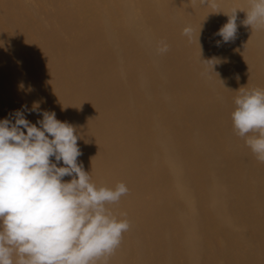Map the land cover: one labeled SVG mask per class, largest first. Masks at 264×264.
Listing matches in <instances>:
<instances>
[{
	"label": "bare ground",
	"instance_id": "6f19581e",
	"mask_svg": "<svg viewBox=\"0 0 264 264\" xmlns=\"http://www.w3.org/2000/svg\"><path fill=\"white\" fill-rule=\"evenodd\" d=\"M249 7L0 0V120L23 105L39 106L25 113L33 124L55 112L92 182L128 188L109 205L130 229L107 264H264V163L231 119L241 91L264 89V28L242 23Z\"/></svg>",
	"mask_w": 264,
	"mask_h": 264
},
{
	"label": "clouds",
	"instance_id": "9594fccd",
	"mask_svg": "<svg viewBox=\"0 0 264 264\" xmlns=\"http://www.w3.org/2000/svg\"><path fill=\"white\" fill-rule=\"evenodd\" d=\"M249 5L242 23L264 28V0ZM236 12L217 33L224 42L235 38ZM191 33L190 27L183 31L189 38ZM209 62L213 69L215 60ZM234 104L235 133L264 163V89L241 91ZM38 107L23 105L12 114L14 122L0 120V264H107L130 229L109 205L118 204L128 188L92 182L77 163L82 153L76 129L50 111L31 123L25 113ZM65 176L72 179L65 182Z\"/></svg>",
	"mask_w": 264,
	"mask_h": 264
}]
</instances>
